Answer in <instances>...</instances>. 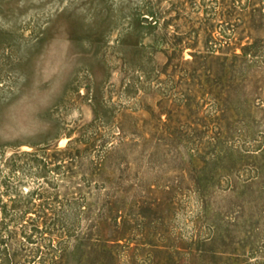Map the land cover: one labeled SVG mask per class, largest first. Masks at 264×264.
<instances>
[{"label": "rangeland", "instance_id": "obj_1", "mask_svg": "<svg viewBox=\"0 0 264 264\" xmlns=\"http://www.w3.org/2000/svg\"><path fill=\"white\" fill-rule=\"evenodd\" d=\"M0 264H264V0H0Z\"/></svg>", "mask_w": 264, "mask_h": 264}]
</instances>
